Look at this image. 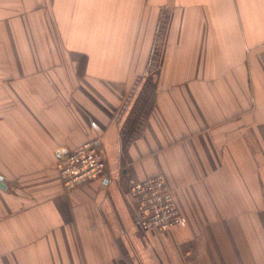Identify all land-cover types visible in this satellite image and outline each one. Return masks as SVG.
<instances>
[{"label": "crops", "instance_id": "crops-1", "mask_svg": "<svg viewBox=\"0 0 264 264\" xmlns=\"http://www.w3.org/2000/svg\"><path fill=\"white\" fill-rule=\"evenodd\" d=\"M158 173L183 221L142 233ZM0 177V264H264V0H0Z\"/></svg>", "mask_w": 264, "mask_h": 264}, {"label": "built area", "instance_id": "built-area-1", "mask_svg": "<svg viewBox=\"0 0 264 264\" xmlns=\"http://www.w3.org/2000/svg\"><path fill=\"white\" fill-rule=\"evenodd\" d=\"M57 155L59 179L65 191H72L98 180L105 171V158L97 138L89 139L74 150L62 149ZM129 198L135 213V226L142 233H167L182 224L174 190L158 173L142 180L129 181Z\"/></svg>", "mask_w": 264, "mask_h": 264}, {"label": "water", "instance_id": "water-1", "mask_svg": "<svg viewBox=\"0 0 264 264\" xmlns=\"http://www.w3.org/2000/svg\"><path fill=\"white\" fill-rule=\"evenodd\" d=\"M1 181H2V178L0 177V187H3V185H2V183H1Z\"/></svg>", "mask_w": 264, "mask_h": 264}]
</instances>
